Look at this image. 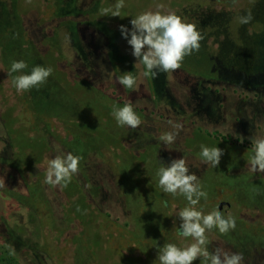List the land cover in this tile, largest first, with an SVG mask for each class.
<instances>
[{
    "label": "rangeland",
    "instance_id": "obj_1",
    "mask_svg": "<svg viewBox=\"0 0 264 264\" xmlns=\"http://www.w3.org/2000/svg\"><path fill=\"white\" fill-rule=\"evenodd\" d=\"M38 1L18 0L15 16L0 6L1 56L8 65L7 70L13 61L23 60L27 64L23 74L39 65L51 67L55 74L51 75L56 77V82L50 75L44 84L18 93L13 75L20 73L9 75L0 63V178L5 181V186L0 188V264H159L158 250L162 247L157 234L167 233L164 228L168 227L169 214H172L178 241L169 236L170 221L168 236L163 242L180 243L183 247L194 242L191 237L178 234L181 223L178 212L189 206L188 201L183 195L165 193L159 186L157 173L160 167L170 165V158L163 150L156 153L151 144L141 149L142 136L136 137L137 143L133 145L137 150H121L119 134L130 140L133 130L129 131L131 128L126 125L119 126L112 110L114 106L125 104L106 95L104 99L98 97L97 90L86 81L82 59L67 37V32L77 26L76 21L59 18L56 56L45 45H42L44 59L32 43L23 45L18 11L26 10L28 14ZM78 1L56 0L57 15L79 14ZM115 3L116 0H103L100 10ZM157 4L165 5L163 12H174L184 22L197 26L204 36L199 51L186 56L178 70L160 72L156 78L149 75L147 82L143 76L145 68L131 54L127 40L122 37V49L117 53L116 35L106 33L112 40L109 51L114 61L113 70L119 76L125 72L134 75L131 66L134 61L141 84L136 88L138 95L148 89L151 96L156 94L157 103H150L149 98L141 104L134 101L132 105L137 114L140 111L136 105L147 106V110L151 108L152 118H157L159 113L167 115L169 107L181 112L172 101L188 95L186 124L190 118H195L196 124L183 126L181 115L176 118L173 114L170 116L172 122L181 124V129H174L165 120L162 122L165 126L152 120L146 128L154 132L167 127L168 132H178L167 149L171 159L181 155L199 168L203 159L201 145L223 150L219 165L214 168L209 163L203 175L197 176L207 199L201 198L196 207L208 214L220 211L217 204L222 200L229 202L230 209L223 215L235 219V229L227 234H221L216 228L210 231L217 232L227 245H235L242 255L257 250L264 260V230L249 222L250 216L261 217L259 212L264 213V173L256 172L263 178H254L240 170H251L253 145L247 141L241 145L228 144L216 137L213 127L216 123L211 125L204 105L190 91L193 85L208 86L214 91L215 107H210L211 114L217 115L220 106L219 114L225 117L221 124L233 123L237 106L243 111L239 115L248 130L252 129L254 119L264 124V0H238L235 5L232 0H125L121 17L104 16L100 10L98 15L107 31L112 28L120 31V25L131 29L132 18L145 11H156ZM249 11L253 17L251 22L240 24L239 17ZM26 16L32 28L34 15ZM73 38L77 39V35ZM76 43L79 51L85 54L81 43L78 40ZM185 89L186 94L182 93ZM255 94L259 95L256 99ZM238 96L241 101L236 104ZM7 110L18 116L16 126L12 125L16 118ZM189 110L194 112L191 116ZM244 112L253 116L252 121ZM201 124L204 128L198 127ZM254 132L256 136L252 138H260L264 129ZM145 134L147 138L149 134ZM151 142L163 143L159 138ZM183 146L190 148V153H183ZM68 152L82 157L78 173L67 187L46 184L47 162ZM131 157L134 159L130 160ZM139 173L142 180L137 179ZM99 185L102 189L98 187L97 191ZM122 194L126 210L132 208L134 217L118 212ZM165 201L167 206H164ZM207 241L208 251L213 252L215 243L208 238ZM193 264L208 262L200 257Z\"/></svg>",
    "mask_w": 264,
    "mask_h": 264
},
{
    "label": "clouds",
    "instance_id": "obj_2",
    "mask_svg": "<svg viewBox=\"0 0 264 264\" xmlns=\"http://www.w3.org/2000/svg\"><path fill=\"white\" fill-rule=\"evenodd\" d=\"M30 2V0H29ZM233 5L238 0H232ZM125 7V0H116L111 7L100 10L101 14L110 17H121V10ZM164 4H157L156 11H145L130 20L131 29L120 25V31L132 48V55L137 61L145 66V77L151 75L156 78L160 72L178 70L184 58L194 51L198 52L204 36L197 30V26L186 23L174 12H163ZM253 19L251 12L239 17L240 24H248ZM130 37V38H129ZM27 68L23 61H13L9 71L18 73ZM51 67L35 66L30 73L13 76V84L18 93L26 92L32 88L44 84L52 74ZM118 83L126 89H133L136 85V78L132 72H125L117 77ZM115 120L119 126L137 128L141 125L140 116L134 111L133 105L129 102L123 107L113 108ZM174 129H181L179 123L169 121ZM178 132H165L159 137L165 145L174 143ZM241 138V143L243 142ZM253 145V156L250 160L252 172L264 173V137L250 138ZM205 163H210L216 168L223 155V150L218 147L209 148L201 145V153ZM82 157L68 152L64 155H57L47 162L45 183L51 186L67 187L74 174L79 171V164ZM159 186L165 193L172 195H183L188 205L178 212L181 221L179 235L191 237L194 241L183 248L176 244L168 243L158 250L159 264H193L195 260L203 257L208 264H242L243 255L240 253H228L220 248L209 252L205 235L206 231L213 228L221 234H227L234 230L236 222L231 215L224 217L221 211L213 210L204 214L198 210L196 205L201 198L207 199V193L202 190L200 181L195 173L189 172L184 158L171 160L170 165L160 167L158 173ZM5 186L4 178H0V188ZM167 206V202H164ZM80 209L77 208V211Z\"/></svg>",
    "mask_w": 264,
    "mask_h": 264
},
{
    "label": "flooded vegetation",
    "instance_id": "obj_3",
    "mask_svg": "<svg viewBox=\"0 0 264 264\" xmlns=\"http://www.w3.org/2000/svg\"><path fill=\"white\" fill-rule=\"evenodd\" d=\"M103 3V0H80L78 1V4L80 5L79 8L81 10V12L79 14H75V15H67L64 14L61 16H58L56 13V0H39L36 4V6L33 9V13L30 12L28 14H26V10H23V13L19 12V18H21V20L19 21V25H20V31L21 33H19L21 41L23 42V45H28V44H33L37 51L39 52V54L41 55V57L44 59V55H43V49H42V45H45L49 50H52V55L56 56V36H57V27L60 24V20L59 18H63L64 20H74L77 23V26L74 28L73 31H68L67 32V37L70 40V42L72 43V47L74 48V51L77 55H79L82 59V63H83V67L85 68L86 71V81L90 84L91 87H93L94 89L97 90V92L95 91V93L98 95V97L103 98L108 97L109 99H112L113 101H116L117 103L121 102V103H131L133 104L134 101H136V104H141L143 101L147 100L146 98H149L150 100H148L150 103H157L156 100V94L151 96L150 95V90L148 89L147 92H143V93H139L137 92V86H141V84L139 83V69L138 67H136L137 65L134 63V61H132V68L134 69L135 73H134V77L136 78V85L134 86L133 89H126L125 87L121 86L118 81H117V77H119L118 73L113 70V64L112 62V56L110 54L109 51V47L112 43V40H109V37L106 35V33L109 34H114L117 37V40L115 42V48H116V52L118 53L121 49H122V34L119 30H116L114 28H112V32L111 31H107L104 27H102V19L100 18V16L98 15L99 10H100V5ZM100 4V5H99ZM18 0H5V2L3 0H0V6L1 7H6V10L13 13H15V10H18ZM14 7H16V9L14 10ZM13 8V10H12ZM26 9H28V7L26 6ZM25 14V15H24ZM29 14H33V27L31 28L28 24V21L25 17H28L26 15ZM16 15V13H15ZM14 15V16H15ZM17 17V16H16ZM38 20H40V24L38 25ZM103 24H105L103 22ZM9 27L11 28V25H9ZM77 35V39H74L73 37ZM76 40L79 41V44L81 49L84 50L85 54H82L79 51V48L77 47V43ZM42 43V44H41ZM2 44L0 43V63L1 65H3L5 67V69L7 70V66L6 63L2 60ZM42 51V52H41ZM143 65V64H142ZM143 67L145 68V66L143 65ZM10 70H7V73H9ZM145 72V69L143 71V73ZM54 73H52L53 75ZM55 75V74H54ZM144 76V75H143ZM145 80L148 82L147 77H145ZM56 79V78H55ZM56 81V80H55ZM153 88V87H152ZM154 89V88H153ZM190 91L195 94V98L200 101V104L204 105V108L206 110V116L207 118H209V122L212 123H216L214 124V133L216 135V137H218L219 139H221L222 141H224L225 143L228 144H234V145H241L243 144V142L241 143V138L243 137V141H247V143L251 144V139L253 136L255 135L254 130H258L263 128L262 125H264L261 122V125L258 124V122L256 121V119H254V123H252V129L248 130L246 128L245 125L242 124V117H240L239 113L243 112L241 110V108L238 106L235 108V112L234 114V118L232 119L231 126L230 124H228L226 126V124H221V122L224 120V114H219L221 112H219L220 106L218 104L219 109L217 115L213 116L211 114V109L210 107L214 105V97L212 98V93L214 91H212V89L210 87H205V86H197L195 87V85L192 86V88L190 89ZM205 91V92H204ZM186 94V89L185 91H182V93ZM184 95V94H183ZM188 96V95H187ZM187 96L184 97H176L174 99V103H176L177 109L181 112H177V110L175 111L174 109H172L171 107L167 108V116L165 113H159L157 118H152L151 114L149 112H151V108L149 110L146 109L147 106L144 105H136V109L140 111V114H138L142 120V123L139 127L133 129L131 128L129 131H132L131 134H129V136H131V139H125L123 134H119L118 136V140H120L121 143V150L124 151L126 148L128 150H135V146H133L135 143H137L136 137L137 138H141L142 136V140L139 139V141L141 140L140 143V148H145L146 146L151 144V146L155 147V151L156 153L160 152L163 150V152L168 155V157L170 158L169 163H171V155L169 154V152L167 151L168 147L171 146V144L165 145L163 143H156V142H151L152 140H156V138L158 139L161 134L168 132L169 128L164 127L163 129H156L154 132L150 131L148 128H146V126L149 127V125L152 124V120H157L159 122H161L160 124H162V122L165 121H172L171 117L173 114L175 115V117L177 118L179 115H181V121H182V125L183 126H190L192 127L193 124H196L197 120L195 118H190V120H188L187 122H189L188 124H186V115L188 110L185 109L188 100ZM128 97L129 100H126L125 98ZM206 97L208 98V100H206ZM256 99V97L254 98ZM221 100L223 101L224 98L221 97ZM241 101L240 96H238V99L235 100L236 104H239V102ZM173 105V104H171ZM215 107V105H214ZM113 111V110H112ZM190 111V110H189ZM190 115L193 114L194 112L190 111ZM246 113V112H244ZM196 114V113H195ZM211 114L212 116L208 115ZM248 114V113H246ZM249 118L252 121V115L248 114ZM206 118V119H207ZM263 121V120H261ZM191 123V124H190ZM164 125V124H162ZM165 126V125H164ZM203 125H199L198 127L200 128H204L202 127ZM206 128V127H205ZM88 129V128H87ZM207 130V129H206ZM248 130V131H247ZM148 135V137L146 138V134ZM254 132V133H253ZM208 133L210 135H214V133L210 132V130H208ZM137 134V135H135ZM263 134V133H262ZM155 136V137H154ZM264 136V134L262 135V137ZM173 144V143H172ZM252 145V144H251ZM138 146V145H137ZM150 146V147H151ZM178 146V145H176ZM104 149V147H102ZM99 149V148H97ZM131 150V151H132ZM137 150V149H136ZM188 150L191 151L190 148L183 146V148L181 149V151L184 153H190L188 152ZM150 151V149H149ZM173 153L176 151H172ZM180 152V151H178ZM73 154V152H72ZM75 154V153H74ZM73 154V155H74ZM181 155L177 156V159H180ZM134 158H130V160H132ZM187 166L189 167V172L191 173H195L197 176L203 175L204 171L206 169H208L209 167V163H205L204 160H200L199 164L202 165L199 167H197V164H194L193 161H188L186 160ZM6 166H8L6 164ZM199 166V165H198ZM10 168V167H9ZM198 168V169H195ZM240 170H244L245 172H248L251 177L254 178H261L262 176L258 173H253L251 172V170L246 169V168H242ZM231 171V170H229ZM232 173V172H231ZM141 174L139 173V177H137V179H143L140 176ZM138 176V175H137ZM120 177V176H119ZM133 178V177H132ZM148 178V176H147ZM263 178V177H262ZM130 179V178H129ZM98 187L99 190L102 189V187L99 185L97 186V191H98ZM119 189H120V183H119ZM120 191L123 192V190L120 189ZM124 193V192H123ZM91 195H94V192L90 193ZM13 199V198H11ZM217 207L220 209V211L223 213H226L229 211L230 209V204L229 202H227L226 200H222V203H218ZM227 207L225 209V211L222 210V208ZM131 208V207H130ZM132 209V208H131ZM131 209H127L126 210V201L124 199V194H122V204L121 207H118L117 210L120 213V215H129L134 217V214L132 213ZM170 209V208H169ZM261 214V217H254V216H250L249 222H251L250 225H253V227H256L257 229L263 231L264 230V213L263 211L259 212ZM170 218L168 219L169 221H167L166 226L164 230L168 233V229H169V224L168 222H170L172 220V214H169ZM225 216V215H224ZM133 219V218H132ZM134 220V219H133ZM170 237L172 238V236H174L176 238V241H178V238L176 236L177 232L174 230L173 227V223L171 221L170 224ZM164 234V235H160L157 234V236L160 238V244L161 247H163L166 244V241L163 242V238L167 237L168 235ZM173 233V234H172ZM206 235V234H205ZM206 237L208 238L209 242L215 243L214 248L212 247V249L215 251L217 248L222 249L223 251H226L228 253H240L239 250H237L235 245H232L229 243V245H227L224 240L222 239V237H219V234L217 232H211L210 234L206 235ZM175 238H173L172 240L175 241ZM181 243H186V241H182ZM179 247L183 248L182 244L178 243L177 244ZM261 250V249H260ZM213 251V252H214ZM241 254V253H240ZM262 259H261V258ZM242 264H264V260L262 257V254L259 251H254L252 253V251L250 250V254L249 255H243V261Z\"/></svg>",
    "mask_w": 264,
    "mask_h": 264
},
{
    "label": "trees",
    "instance_id": "obj_4",
    "mask_svg": "<svg viewBox=\"0 0 264 264\" xmlns=\"http://www.w3.org/2000/svg\"><path fill=\"white\" fill-rule=\"evenodd\" d=\"M19 73H20V74H23V73H21V72H19ZM13 76H14V75H13ZM51 77L53 78L54 76L51 75ZM55 78H56V77H54V80H55ZM58 80H59V79H58ZM55 82H56V81H55ZM254 97L257 98V97H259V95H256V94H255ZM7 111L9 112V115H11L13 118H16V119H14V120L12 121V125L14 126V124H15V126H16V125H17L16 123H17L18 120H19V119H18V116H14L13 113H12L10 110H7ZM56 115H57V114H56ZM58 115H59V114H58Z\"/></svg>",
    "mask_w": 264,
    "mask_h": 264
},
{
    "label": "water",
    "instance_id": "obj_5",
    "mask_svg": "<svg viewBox=\"0 0 264 264\" xmlns=\"http://www.w3.org/2000/svg\"><path fill=\"white\" fill-rule=\"evenodd\" d=\"M226 208H227V207H224V208H222V210L225 211Z\"/></svg>",
    "mask_w": 264,
    "mask_h": 264
}]
</instances>
